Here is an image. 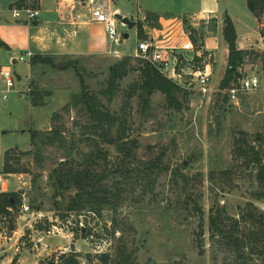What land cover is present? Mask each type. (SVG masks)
Segmentation results:
<instances>
[{
    "label": "rangeland",
    "instance_id": "374dc122",
    "mask_svg": "<svg viewBox=\"0 0 264 264\" xmlns=\"http://www.w3.org/2000/svg\"><path fill=\"white\" fill-rule=\"evenodd\" d=\"M232 1L253 39L245 44L248 55L240 72L261 80L259 89L243 92L237 101L225 98L222 75L215 70L210 95L181 90L173 107L157 91L145 102L138 86L142 67L153 64L133 55L139 40L135 30L121 22L119 31L130 34L120 42L118 49L125 53L121 56L68 58L55 66L39 62L30 80V60L12 64L22 75L18 88L29 95L13 94L4 103L0 132L18 131L0 135L3 146L12 145L2 152L0 172L6 173L7 160L19 170L15 177L22 179V203L31 210L21 211L20 203L10 215L0 213L1 229L20 228L24 233L19 250L13 248L11 254L16 251L14 256H22L27 264L34 259L60 264L61 255L67 259L75 253L80 264H264V189L257 166L235 147L240 139L264 161V44L247 0ZM197 22L196 45L206 55L212 51L207 61L224 66L225 74L226 47H205L207 37L217 40V31L210 30L212 20ZM244 32L241 29V39ZM126 58L127 74L113 77L112 67ZM86 86L105 109L126 122V134L120 121L106 131L91 128L85 106H73L75 95ZM33 91H40L44 102L36 109ZM57 128L66 137L64 146L32 143L31 131ZM64 160V168H87L97 186L108 185L110 203L100 212L67 209L77 188L61 186L53 174ZM8 180L12 190L19 185L14 177ZM226 227L246 242L244 248L238 245L241 251L228 244L229 232L221 233ZM4 249L0 247V259L7 255Z\"/></svg>",
    "mask_w": 264,
    "mask_h": 264
},
{
    "label": "crops",
    "instance_id": "0c3cea01",
    "mask_svg": "<svg viewBox=\"0 0 264 264\" xmlns=\"http://www.w3.org/2000/svg\"><path fill=\"white\" fill-rule=\"evenodd\" d=\"M232 2V0H109V7L111 10L117 11L124 17H129L131 21L136 22V25L132 28L127 26L129 29L135 30L138 40H140L138 37V22H142L147 38L155 39L159 45H182L189 38L192 39V29H198L199 22L197 20L216 19L217 40H211L212 38L207 37L205 47L212 50L225 46L229 55V49H227L223 34L226 16H230L234 21L238 34L237 44L240 49H245L247 47L245 44H250L253 40L251 37L252 32L248 30L246 20L240 19V15L234 10L235 7H233ZM20 3L37 10L39 12L37 18L29 20L26 14H23L20 19L15 18L11 9L14 6H19ZM91 7L92 4L89 0H0V39L7 45L6 47L0 46V66L20 63L16 62L17 57L27 50L33 51L35 56L51 57L54 62L92 55L121 56L125 54L118 49L123 43L110 42L105 26L92 19ZM248 10L251 12L249 8ZM148 14L158 17V22L156 24L151 23L147 19ZM251 14L250 19H255L252 12ZM240 27L243 31L245 30V37L242 39L241 35L243 33L241 34ZM257 32L261 36L259 28ZM262 38L261 36L264 44ZM114 51H117L118 55L114 54ZM30 62L29 80L32 76V59ZM218 67L211 65L212 76L214 71L217 70L216 72L221 73L222 77L220 78L222 79L224 76L222 71L225 69L224 66ZM17 74L20 83L22 75ZM24 90L26 89H19L14 94L19 97L28 96L27 93L23 94ZM5 102L1 103L0 115L1 111L3 112L6 108L4 106ZM38 107L40 106H34V109ZM12 131L16 130L3 129L0 135L9 134ZM2 140L3 137H0V157L3 151L12 146H3ZM15 176H17V173L0 172L2 187L0 193L15 192L24 195L20 192L22 179ZM12 177L19 184L13 190L10 188L8 180ZM4 218L7 219L6 216ZM28 224L31 226V222ZM23 236L24 233L21 232L20 228L8 230L0 228V247H4L3 251L7 252V255L0 259V264H12L14 255L19 250V241ZM13 248L16 251L11 254ZM18 261L20 264H27L22 256L19 257ZM39 263L38 260L34 259L31 264Z\"/></svg>",
    "mask_w": 264,
    "mask_h": 264
},
{
    "label": "trees",
    "instance_id": "16d2710c",
    "mask_svg": "<svg viewBox=\"0 0 264 264\" xmlns=\"http://www.w3.org/2000/svg\"><path fill=\"white\" fill-rule=\"evenodd\" d=\"M248 8L250 11L258 18V28L262 37L264 38V0H247ZM19 5H24L20 3ZM147 19L156 24L158 22V17H155L153 14H148ZM212 20V26L210 28L211 31H215L217 29V20ZM202 31L204 29H201ZM194 33H197V29H192V39L195 44H199V39L196 37ZM224 38L229 48V56H228V67L224 74V77L220 83L221 90H225L232 86V84L238 85L240 80L243 78L244 74L240 72V68L245 64L246 57L248 55L247 49H240L237 44L238 34L234 24V21L230 16H226L224 19V28H223ZM138 37L139 39L147 38L144 32V25L142 22H138ZM0 46L6 47L5 43L0 39ZM264 55V53H263ZM39 62L50 63L55 66V62L51 57H42L41 55H36L32 58V65H36ZM127 63L128 59L125 61L112 67V75L113 77H121L127 74ZM111 86V85H110ZM112 87V86H111ZM110 87V88H111ZM82 91L80 94L75 95L74 97V105H79L82 103L85 106L86 112L90 118V126L93 129H101L107 130L112 127L116 121L121 122L122 134H126V129L124 128L126 122L123 121L120 117L116 115H112L107 109H105L101 103V101L93 94H90L87 90ZM138 90H140V96L143 97L145 95V102L149 101V98L152 94L157 91L163 92L166 95L167 101L173 107L179 102V94L181 92V88L174 83L171 79L167 78L160 70H158L153 65L146 63L142 67V82L138 86ZM112 92L113 90L110 89ZM225 94V98L227 100L230 99L227 93ZM40 91H33L32 103L34 106H42L44 105L43 100H41ZM244 101L245 96L241 97ZM124 128V129H123ZM118 139L123 140L122 135L117 136ZM39 139V141H38ZM31 140L32 143L35 144L39 142L42 146H51L55 144H59L60 146H64L66 144V137L64 133L59 129H52L48 132L33 130L31 131ZM124 142V141H123ZM125 143V142H124ZM126 144V143H125ZM236 153L241 156L247 157L248 163H254L257 166L258 173L257 178L260 182L261 187L264 189V161L263 156L254 149V147H246L243 142H240V139H236L235 142ZM40 148V147H39ZM66 165V161H62L61 165L56 167L53 170V174L56 175L58 181L61 186L66 188H77V191L72 198V201L68 205L67 209L69 211L82 210L84 208H90L91 212H100L103 208V205L110 203V194L111 190L108 185L97 186L94 175H92L89 169H75L73 165L70 167H63ZM6 173H18L19 170L15 169L10 165V161H6L5 165ZM261 196H264V192ZM22 203V194L15 192H4L0 193V213L4 215H10L9 207L13 209ZM7 217V216H6ZM81 230L84 231V228L81 227ZM229 232L228 237H230V241H228L229 245L236 250H239V244H242V247H246V242L240 240L235 233L229 230L227 227L222 229L221 233L225 234ZM86 237L89 236L88 233H83ZM241 251V249L239 250ZM264 253V251L262 252ZM76 255H72L65 259V255H61V263L60 264H80V261L77 259ZM106 256V255H103ZM130 258V257H128ZM19 257L15 256L13 258L12 264L19 263ZM47 264V263H46Z\"/></svg>",
    "mask_w": 264,
    "mask_h": 264
},
{
    "label": "built area",
    "instance_id": "2783aa9c",
    "mask_svg": "<svg viewBox=\"0 0 264 264\" xmlns=\"http://www.w3.org/2000/svg\"><path fill=\"white\" fill-rule=\"evenodd\" d=\"M89 1L92 4V19L105 26L109 41L117 44L124 40L123 33L119 31L121 21L117 18L118 12L110 9L109 0ZM11 11L15 18L20 19L26 14L29 20L36 19L39 13L25 5L14 6ZM114 54L118 55L117 51H114ZM133 55L151 62L186 93H197L205 97L214 91L212 64L207 61L214 53L210 51L206 55L203 47L196 45L190 38L182 45H159L155 39H140ZM34 56L33 51L27 50L17 57L16 62L31 61ZM12 64L0 66V102L8 101L11 95L19 91V77ZM239 83L240 85L234 84L223 90L233 101L239 100L243 92L254 91L261 87L260 78L249 73L244 74ZM0 191H2L1 184ZM9 210L13 211V208L9 207ZM30 210L31 207L23 202L22 211Z\"/></svg>",
    "mask_w": 264,
    "mask_h": 264
},
{
    "label": "water",
    "instance_id": "95a60500",
    "mask_svg": "<svg viewBox=\"0 0 264 264\" xmlns=\"http://www.w3.org/2000/svg\"><path fill=\"white\" fill-rule=\"evenodd\" d=\"M117 18L120 19V21L126 25H128L130 28L136 25L135 21H131L129 17H124L122 14L117 13ZM129 36L128 33L124 34V38H127ZM48 264H57L55 261H48Z\"/></svg>",
    "mask_w": 264,
    "mask_h": 264
}]
</instances>
